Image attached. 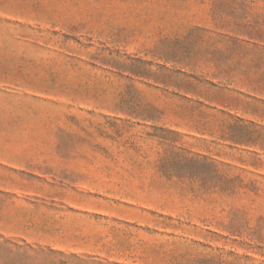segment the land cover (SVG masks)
I'll return each instance as SVG.
<instances>
[{
	"label": "rangeland",
	"instance_id": "374dc122",
	"mask_svg": "<svg viewBox=\"0 0 264 264\" xmlns=\"http://www.w3.org/2000/svg\"><path fill=\"white\" fill-rule=\"evenodd\" d=\"M0 264H264V0H0Z\"/></svg>",
	"mask_w": 264,
	"mask_h": 264
}]
</instances>
